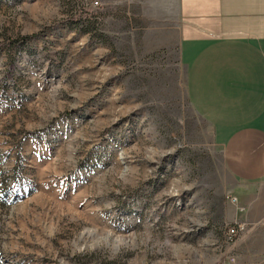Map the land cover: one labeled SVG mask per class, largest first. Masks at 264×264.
I'll return each instance as SVG.
<instances>
[{"label":"rangeland","instance_id":"1","mask_svg":"<svg viewBox=\"0 0 264 264\" xmlns=\"http://www.w3.org/2000/svg\"><path fill=\"white\" fill-rule=\"evenodd\" d=\"M113 1L0 0V264H234L247 226L173 6L159 44Z\"/></svg>","mask_w":264,"mask_h":264},{"label":"crops","instance_id":"2","mask_svg":"<svg viewBox=\"0 0 264 264\" xmlns=\"http://www.w3.org/2000/svg\"><path fill=\"white\" fill-rule=\"evenodd\" d=\"M132 3L124 7L131 31ZM140 3L146 10L141 15L143 27L158 36L159 44L168 43L173 6L175 41L188 74L190 102L212 125L234 178L237 200L229 217L247 229L228 257L234 264H264V0ZM111 4L115 5L113 0Z\"/></svg>","mask_w":264,"mask_h":264},{"label":"trees","instance_id":"3","mask_svg":"<svg viewBox=\"0 0 264 264\" xmlns=\"http://www.w3.org/2000/svg\"><path fill=\"white\" fill-rule=\"evenodd\" d=\"M27 38H17V39H10V40H8L7 42V44L9 45V46H13V45H17V44H23L24 42H25V40H26Z\"/></svg>","mask_w":264,"mask_h":264},{"label":"built area","instance_id":"4","mask_svg":"<svg viewBox=\"0 0 264 264\" xmlns=\"http://www.w3.org/2000/svg\"><path fill=\"white\" fill-rule=\"evenodd\" d=\"M236 200H237L236 198H234V197L232 198L233 202H236ZM246 226H247L246 224L240 223L239 224V229L244 230L246 228ZM232 231H234V230H232Z\"/></svg>","mask_w":264,"mask_h":264},{"label":"bare ground","instance_id":"5","mask_svg":"<svg viewBox=\"0 0 264 264\" xmlns=\"http://www.w3.org/2000/svg\"><path fill=\"white\" fill-rule=\"evenodd\" d=\"M109 238H111V236H110V237H108V240H109Z\"/></svg>","mask_w":264,"mask_h":264}]
</instances>
